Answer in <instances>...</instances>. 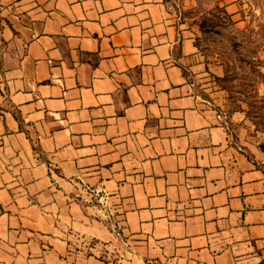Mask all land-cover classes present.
Wrapping results in <instances>:
<instances>
[{
    "label": "crops",
    "instance_id": "1",
    "mask_svg": "<svg viewBox=\"0 0 264 264\" xmlns=\"http://www.w3.org/2000/svg\"><path fill=\"white\" fill-rule=\"evenodd\" d=\"M210 70L169 0H0V264H264V156Z\"/></svg>",
    "mask_w": 264,
    "mask_h": 264
},
{
    "label": "rangeland",
    "instance_id": "2",
    "mask_svg": "<svg viewBox=\"0 0 264 264\" xmlns=\"http://www.w3.org/2000/svg\"><path fill=\"white\" fill-rule=\"evenodd\" d=\"M169 2L217 70L199 81L202 91L221 90L220 109L227 119L241 116L236 122L244 128L247 144L264 156V0Z\"/></svg>",
    "mask_w": 264,
    "mask_h": 264
},
{
    "label": "built area",
    "instance_id": "3",
    "mask_svg": "<svg viewBox=\"0 0 264 264\" xmlns=\"http://www.w3.org/2000/svg\"><path fill=\"white\" fill-rule=\"evenodd\" d=\"M82 189L89 193L93 200L96 201L99 209L103 213V220L109 224L115 233V236L123 241L125 245H129L127 238H125L123 232V225L121 224V220L119 219V211L114 206L108 203V193L99 188H93L89 184H83ZM148 264H158L157 262H149Z\"/></svg>",
    "mask_w": 264,
    "mask_h": 264
}]
</instances>
